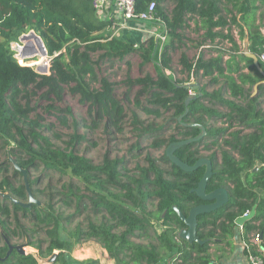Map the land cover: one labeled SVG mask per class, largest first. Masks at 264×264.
<instances>
[{
    "label": "trees",
    "instance_id": "1",
    "mask_svg": "<svg viewBox=\"0 0 264 264\" xmlns=\"http://www.w3.org/2000/svg\"><path fill=\"white\" fill-rule=\"evenodd\" d=\"M150 1H155V14L160 20L154 22H159L167 33L162 49L155 37H147L138 44L107 33L105 29L112 21L97 15L92 0H0V142L6 148L7 160L10 152L19 167L28 173L33 169L39 172L32 177L28 174L27 181L40 199V204L24 207L0 195V264H41L37 254L58 251L63 256L65 250L87 239L97 240L115 264H220L218 259L225 255V247H232L236 219L252 207L253 216L241 225L242 240L251 244V235L259 232V244L251 247L264 259V113L258 101L264 96V84L258 85L259 96L249 98L245 105L235 101L246 97L245 86L251 87L263 77L251 59L240 52L232 33L236 27L239 36L247 37L251 43L250 51L256 54L261 51L264 37L260 28L264 24L258 20L264 19V11L259 16L258 12L264 8V0H136L135 11H144ZM166 2L172 3L169 11L164 7ZM191 23L200 38L196 45L209 43L211 53L214 50L215 54L205 58L200 52L191 60L181 52L179 72L186 74L187 80L160 71L156 78L149 74L127 76L123 83L139 87L138 96H146L148 103L143 108L147 114L159 117L164 109L172 112L178 127L181 122L194 123L183 127L182 139L196 136L201 132L199 125L204 126L206 133L202 139L174 151L181 160L193 164L200 156L198 144H204L206 150L219 144L223 147L219 153L213 151L208 156L214 163V173L206 191L225 187L229 201L213 212L198 216L197 234L200 239H208L204 244L177 237L184 224L172 208L177 205L187 214L190 207L202 203L192 188L197 186L203 166L183 171L164 153L163 161L170 165V170L150 161L149 167L138 169L139 177L123 182L115 161L96 166L79 155L72 145L66 149L54 147L37 130L42 117H31L38 105L32 104L34 96L46 102L47 111L59 114L56 105L63 100L67 87L70 93L79 95L82 104L93 107L96 118L106 116L120 129L118 120L123 108L114 97V84L98 75V66L126 62L138 53L143 62L160 60V70L172 69L170 52L190 40L184 31ZM30 29L44 44L49 59L45 73L20 64L9 47L14 37ZM223 41L229 42L235 52L219 46ZM261 65L264 69V63ZM198 74L210 77L212 84L218 81L222 84L211 92L196 94L186 103L191 87L186 82ZM223 91L233 100L225 98ZM216 106L226 111L220 112ZM65 111L71 113L68 107ZM177 116L181 119L177 120ZM58 118L66 121L63 115ZM167 127L160 125L148 131L161 135ZM162 138L152 146L162 147ZM169 140L177 139L170 136ZM254 167L257 169L253 170ZM13 171L22 175L14 167ZM52 174H58L56 179L61 189L46 195L41 185ZM5 189L18 200H27L23 182L16 185L1 177L0 192ZM60 202L73 206V212L63 215L58 210ZM87 204H91L97 223L88 215L85 225L76 224L67 230L64 222L69 224L82 214H90ZM39 232L44 239L37 243L28 239ZM14 238L23 242L26 239L24 244L39 252H19ZM134 238L150 241L141 243ZM212 244L219 254L211 253ZM54 260L71 264L68 259ZM74 263L98 264L93 260Z\"/></svg>",
    "mask_w": 264,
    "mask_h": 264
},
{
    "label": "rangeland",
    "instance_id": "2",
    "mask_svg": "<svg viewBox=\"0 0 264 264\" xmlns=\"http://www.w3.org/2000/svg\"><path fill=\"white\" fill-rule=\"evenodd\" d=\"M164 7L169 11L172 7V3L166 2L164 4ZM263 11L264 8L258 12V16ZM98 13L101 17H104L105 15V13L102 11ZM258 21L264 24V19ZM143 24V27H146V29L141 27L138 28V23L134 25V27H136L138 30H146L143 33L142 40L140 39V36L134 37L132 35H125V31L121 29H118V31L116 32V29L108 28L105 29V31L109 34L121 37L123 39L126 37L127 40L134 41L138 44H141V41L147 39V37L154 38L155 35L153 33L161 34L164 31V27L160 23L155 29H149L151 24L155 23ZM140 26H142V24ZM193 26V23H191L190 28H187L184 31L185 36L190 40H188L186 44L181 48H176L174 51L170 52L172 59V69L160 70V60L151 59L148 62H143L138 53L132 54L126 62H106L98 66V75L107 77L114 84V97L123 108V114L118 120V124L121 125L120 129H117L114 126L113 121H109V118H107L106 116H103L101 119L96 118L94 115L93 107H91L89 104H82L79 100V95L70 93L66 87L63 94V100L61 102H58L56 105L57 109L55 111H57L58 113L60 112L59 114H55L54 110L51 112L47 111L45 109L46 102L37 100V96L33 97L32 104L38 105L36 109L31 113V117L35 118L36 115H40L42 117L40 119L41 127L37 130L42 135L48 137L52 145L56 148L66 149L72 145L74 147V150L79 155L88 158L93 165L102 166L106 162L112 163L113 161H115L117 163L116 170L119 173V179L123 182L127 181L131 177H139L140 174L138 169L149 167L150 161H154L156 166H159L165 170H170V165L167 162L163 161L162 157L165 153V148L170 142H172L171 140H169L170 136H174L177 140H181L183 138L182 132L184 130V126L181 125L182 127H178L176 125L175 118H173L172 112H168L164 109L161 110V114L159 117L147 114L143 108L147 106L148 103L146 102V96H138L139 87H129L128 85L124 84L123 81L127 76H129L130 78H136L145 74H149L153 78H156L160 71H163L165 74L170 76L173 75L176 79L187 80L186 74L179 72L178 58L181 52H185L191 60H194L197 54H199L200 52L204 54L205 58H208L210 55L215 54L214 50L211 53V44L209 43H205L201 46L196 45L200 38L197 32L193 30ZM29 31H31V29L24 30L20 33V35L14 37L9 42V47L13 53V56L16 57L20 64L31 66L36 70L37 66H40L42 64L48 65L49 59L46 53H44L43 56H38L35 51L34 56H32V51L28 52L29 54H20L21 47L24 46L21 40V36L23 34L29 33ZM260 31L261 35L264 37V29L260 28ZM232 33L234 39L239 45L240 52H243L245 44L244 38H241L239 36V32L236 27L233 28ZM165 41L162 43V45H159L160 49H162ZM17 45H19V47ZM221 45L224 46L225 49H231V44L227 41H223L222 43L220 42L219 46ZM247 45L248 47H250L251 43L248 41ZM263 49L264 44L262 45L261 50ZM231 52H235L234 48L231 49ZM227 57L228 55L225 56V58ZM93 59H96V56H93ZM245 72L248 71L245 69ZM210 79V77L203 76L201 74L193 77V84L189 89L191 91V94L200 95L204 91L211 92L213 91V89L221 86V81L212 84L210 82ZM94 87L97 88L99 87V85L94 84ZM245 91L246 97L242 101L235 99V101L241 103V105H245L249 98L259 96L260 94L258 93V87L255 90L254 85L251 87L245 86ZM222 93L225 98L233 100V98L230 97L228 93L224 91ZM258 99V101H260V109L264 113V96H260ZM138 103L141 104V106H138ZM67 107L69 108L71 113H67L65 111V108ZM216 107L220 112L226 111L224 107ZM62 115L65 117V122H61L58 118L62 117ZM160 125H168L164 134L154 135L156 134V132L148 131L151 128H157ZM235 125L237 126V123ZM161 137H164L162 138L164 140V145L160 148H154L152 146L153 142H155L157 139H160ZM203 146L204 144H198L197 148H200L199 157L208 158L211 152L214 151L216 153H219V151L223 149L221 144L210 147V150H206ZM9 155L16 162L15 158L10 154V152ZM6 158V148H4V145L0 142V179L1 177H6L10 182L16 185L21 182L24 183L23 175H19L18 173L14 174L12 163L10 159L7 160ZM25 171L26 179H28V174L31 177L39 175V172L34 169L29 171V173L26 169ZM93 175L98 174L94 173ZM56 176H58V174H52L51 176L46 177V179L43 181L41 188L44 190V193L46 195L54 194L61 189V185L58 183ZM79 186L81 185L78 184V187ZM30 188L32 190V187ZM81 191L82 190H78L77 192L81 193ZM1 192L11 195L7 189ZM11 196L14 197L13 195ZM1 197L4 198L3 196ZM34 197L40 200L35 195ZM87 205H89L91 211V204ZM58 210L63 212V215H68L73 212L74 208L73 206L67 207L63 205L62 202H60L58 204ZM88 215L90 220L97 223L98 218L95 217L91 211L90 214H82L81 216L76 217L74 221L69 224L64 222L63 226L67 230H71L75 227L76 224L85 225L86 217ZM156 227V229H160L159 226ZM61 236L64 237V234H61ZM44 238L45 237L43 236L42 232H39L34 234L33 236H30L28 239L31 240V242L37 243L39 240ZM134 239L135 241L141 243H147V241H150L148 239ZM23 240L24 242L18 238H14L13 243L23 245L26 239ZM45 246L46 244L43 243L42 248L44 249ZM23 249L26 253L39 252L37 248L28 246L26 244L23 245ZM214 249L215 248H213V250ZM103 250L105 249L97 240L87 239L73 245L68 250H65L63 256H59L58 251H54L53 253H56L55 259H57L58 257L59 259H68L71 264H75V259H111L109 256V258H107L103 255ZM215 252L216 251H211L213 255H215ZM216 254H218V252H216ZM37 255L39 256V259H48L52 256V254L47 253H41ZM52 264H61V262H55L54 260Z\"/></svg>",
    "mask_w": 264,
    "mask_h": 264
},
{
    "label": "water",
    "instance_id": "3",
    "mask_svg": "<svg viewBox=\"0 0 264 264\" xmlns=\"http://www.w3.org/2000/svg\"><path fill=\"white\" fill-rule=\"evenodd\" d=\"M30 36H32L36 40H38L43 54L46 53V50L44 48V44H43L40 36L37 35L33 30H31V31H29V33L23 34L21 36V40L24 44V46L21 48V54L23 55V54L31 51L30 47H28V44H27L28 43L27 41L30 38ZM244 41H245L244 48H243L244 55L247 58L251 59L252 64L254 65L255 69L263 77L261 80L257 81L254 84V88L256 90L258 85L264 84V69L261 65V62L259 61L257 54L249 50L248 45H247L248 38L245 37ZM47 70H48L47 64H43L42 66L36 67V71L40 72V73H45ZM194 96L195 95H189L186 98L185 102L188 103V101L191 98H193ZM188 124L193 125L194 123H188ZM199 126L201 129V132L199 134H197L196 136L170 142L167 145V147L165 148V155L173 164H175L177 167H179L183 171H192L198 167L204 166V172H203L200 180L198 181L197 186L192 188V191H194L199 198H201L202 200L207 201V202L200 203V204H197V205L190 207L187 214H184L177 207V205L172 206V208L177 213L179 219L184 224V227L180 228L177 231V237L179 239H181L183 241H187L189 243L196 242L199 244H204L208 241V239L207 238L200 239L198 234H197L198 216L200 214H203V213L213 212V211L223 207L224 205H226L229 201V192L227 191V189L225 187H218V188H215L209 192H206V186H207L208 180L212 177V175L214 173L212 162L210 159H208L206 157H199L198 159L195 160V162L193 164H188L186 161L181 160L179 157H177L174 154V151L178 147H180L184 144H188L191 141H197V140L202 139V137L205 135L206 131H205V128L203 125H199ZM8 157L12 163V166L15 169L19 170L23 175L25 191L27 194V200L26 201H20L16 198L12 197L8 193H3V192H0V195L3 196L4 198H8L13 203L22 205L24 207H30V205L32 203L40 204V201L34 197L33 192L30 188V185L26 179L25 169L19 167L18 164L11 158L10 155ZM255 169H257V167L253 168V170H255ZM253 214H254V207H252V209L250 210V212L248 214L239 216L236 219V224L238 226H241L247 219L251 218L253 216ZM16 249L21 253H25L22 245H20V244L16 245ZM55 256H56V253H53L52 256L48 259H39V263L51 264L54 261Z\"/></svg>",
    "mask_w": 264,
    "mask_h": 264
},
{
    "label": "built area",
    "instance_id": "4",
    "mask_svg": "<svg viewBox=\"0 0 264 264\" xmlns=\"http://www.w3.org/2000/svg\"><path fill=\"white\" fill-rule=\"evenodd\" d=\"M135 2L136 0H92V4L94 8L96 9L97 15H99L98 12H104V17L101 18H107L112 21V24L109 26L111 29H116V32L118 29L123 28H131L134 29L133 25L131 23H144L149 22L152 23L155 20H159L158 17H156L155 14V1H150L147 4V8L144 11L136 12L135 11ZM113 6L114 10L112 12H116L118 14L117 18L113 19V17L107 16L105 11H108V8ZM116 27V28H115ZM264 29V28H261ZM155 35L156 41L159 42L160 45L166 40L167 33L163 31L161 34L153 33ZM112 35V34H111ZM22 48V47H21ZM21 54V51H20ZM259 61L261 63H264V49L261 50L257 54ZM202 71H200L201 73ZM193 77H191L190 81L192 82ZM189 85L188 83H186ZM189 95L191 94V91H189ZM249 212H245L243 215L248 214ZM241 228V226H240ZM261 238V234L259 232L253 233L250 237L251 244H246L244 241V249H245V258L247 260L248 264H264L263 256L254 251V249L251 247V245H258Z\"/></svg>",
    "mask_w": 264,
    "mask_h": 264
},
{
    "label": "crops",
    "instance_id": "5",
    "mask_svg": "<svg viewBox=\"0 0 264 264\" xmlns=\"http://www.w3.org/2000/svg\"><path fill=\"white\" fill-rule=\"evenodd\" d=\"M112 10H114L113 6L108 8V11H105V12H107L106 13L107 16H110V14H111V17H113V19H115V18H117L118 14L115 11L112 12ZM135 23H133V24L131 23V25L134 26ZM152 23H155V24H151L149 29H155L159 25V22L153 21ZM138 24H139L138 28L141 27V28L146 29V27H143V25H144L143 23H138ZM141 24H142V26H140ZM121 30L125 31V35H132L134 37L140 36L141 40L143 38L142 37L143 33L146 31V30H142V29L138 30L137 28H134V29L123 28ZM139 34H141V35H139ZM186 83H188L189 86H192V84H193L191 81H188ZM243 244H244V242L242 240V228H240V226L237 225V227L235 228V231H234V235L232 237V247H225V250H226L225 255L222 258H219L218 262L220 264H248L247 260L245 258L244 245ZM221 246L222 245H220L219 247H221ZM211 247H212L211 251H215L218 249L213 244ZM213 248H215V249L213 250ZM216 252H218V254L220 253V251H216ZM103 255L105 257L109 258L108 254L106 253L105 250H103ZM75 260L78 262L83 261V260H93V261H96L98 264H115L113 259H75Z\"/></svg>",
    "mask_w": 264,
    "mask_h": 264
},
{
    "label": "bare ground",
    "instance_id": "6",
    "mask_svg": "<svg viewBox=\"0 0 264 264\" xmlns=\"http://www.w3.org/2000/svg\"><path fill=\"white\" fill-rule=\"evenodd\" d=\"M28 43V47H30L31 51H32V56H34V51L38 56H43V52L42 49L40 48V44L38 42V40H36L34 37L30 36V38L27 41ZM19 47V45H17ZM34 48H33V47ZM34 49V50H33ZM30 51V52H31ZM29 54V53H28ZM43 65V64H42ZM40 65V66H42ZM38 67V66H37Z\"/></svg>",
    "mask_w": 264,
    "mask_h": 264
},
{
    "label": "flooded vegetation",
    "instance_id": "7",
    "mask_svg": "<svg viewBox=\"0 0 264 264\" xmlns=\"http://www.w3.org/2000/svg\"><path fill=\"white\" fill-rule=\"evenodd\" d=\"M180 117H181V116H177L176 119H177V120H180V119H181ZM188 123H190V122H181L180 125H182V126H184V127H185V126H190ZM208 159H209V158H208ZM211 162H212V161H211ZM212 166H214V163H212ZM203 167H204V166H203ZM210 191H211V190H210ZM206 192H209V191H206ZM200 199H201V198H200ZM201 200H202V199H201ZM205 202H207V201L202 200V203H205Z\"/></svg>",
    "mask_w": 264,
    "mask_h": 264
}]
</instances>
